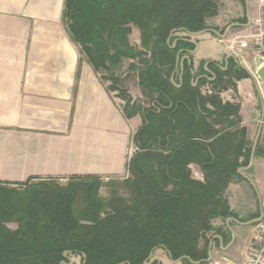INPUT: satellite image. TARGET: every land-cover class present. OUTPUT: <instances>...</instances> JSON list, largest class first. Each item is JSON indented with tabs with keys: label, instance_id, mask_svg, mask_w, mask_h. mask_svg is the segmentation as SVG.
<instances>
[{
	"label": "trees",
	"instance_id": "trees-1",
	"mask_svg": "<svg viewBox=\"0 0 264 264\" xmlns=\"http://www.w3.org/2000/svg\"><path fill=\"white\" fill-rule=\"evenodd\" d=\"M216 8V0H64L69 36L110 81L107 90L118 91L124 116L141 118L129 176L122 180L127 195L115 189L101 197L96 175H72L65 185L29 180L16 183L27 184L18 193L0 183V264H59L67 261L65 251L81 260L84 254V264H145L156 248L173 260L205 261L211 220L234 215L225 191L251 153L239 105L220 96L236 89L224 76L249 74L230 68L229 60L225 69L216 61L205 69L202 61L192 74L186 59L180 74L176 62L178 53L180 59L195 47L188 32L210 28L205 18ZM132 24L139 46L129 40ZM123 59L132 60L128 69L137 72L144 103L119 87L114 72ZM173 72L179 86L171 82ZM205 82L211 93H201ZM190 164L199 167L201 179Z\"/></svg>",
	"mask_w": 264,
	"mask_h": 264
},
{
	"label": "crops",
	"instance_id": "crops-1",
	"mask_svg": "<svg viewBox=\"0 0 264 264\" xmlns=\"http://www.w3.org/2000/svg\"><path fill=\"white\" fill-rule=\"evenodd\" d=\"M63 2L0 0V183L5 185L63 180L72 175L129 176L128 164L136 149L133 136L141 118L124 116L122 103L80 54L62 19ZM259 2L219 0L218 14L211 19L217 29L210 28L218 31L225 26V31L230 24L239 23L227 33L229 37L234 31L232 39L212 32L192 37L198 44L195 60L223 58V69L229 60L249 74L235 80V90L228 89L233 96L223 98L239 105L240 126L245 127L249 140L264 115V93L250 75L258 67L253 52L251 56L248 49L236 44L249 31L248 23ZM210 39L218 47L208 53ZM227 55L238 63L234 58L226 60ZM194 59L191 56L193 72ZM256 99L260 102L257 117ZM260 134L253 164L241 170L255 186L239 172L241 177L228 185L225 197L234 215L211 220L213 228L206 233L211 255L197 263L173 262L164 249L156 248L152 257H158L160 264H244L264 200V124ZM197 170L195 178L201 179L198 166ZM70 258L71 264H82L79 255Z\"/></svg>",
	"mask_w": 264,
	"mask_h": 264
},
{
	"label": "rangeland",
	"instance_id": "rangeland-1",
	"mask_svg": "<svg viewBox=\"0 0 264 264\" xmlns=\"http://www.w3.org/2000/svg\"><path fill=\"white\" fill-rule=\"evenodd\" d=\"M216 5H217L216 13L214 15H212V16H208V17L205 18V23L209 27H213V24L211 23V19L218 14L219 0H216ZM63 21H64V23L67 24L68 20L64 17ZM131 28H132V31H131V33L129 35L130 43L132 45L139 46V29L134 24L131 25ZM213 28H216V26L213 27ZM224 29H225V26L222 27L221 30L218 29V31L220 33H223ZM176 33H178V35H186L185 32H182V31H179V32H176ZM233 33H234V31L232 33H229V37H228V34H227V36H224L223 39H229V40L232 39V37H233L232 34ZM206 35H208V34H206ZM233 45H235V44H233ZM236 45H238L241 48H244V47L240 46V44H236ZM77 47L79 49L78 45H77ZM216 47H218V44L215 41H213L211 39L207 41V52L208 53L213 51ZM246 49H248V53H250V55L252 56V51H251L250 47H247ZM79 52H80V50H79ZM80 54L83 56L84 59H86L85 55L83 53L80 52ZM184 54H187V53L185 52ZM190 56H192L193 59L195 58V54H192V55L190 54ZM222 60H223V58L221 60H219V61H216V62H218L222 66ZM202 61H206V60H199L198 61V60L194 59V66H196V69H195L196 72H198L199 67H200V62L202 63ZM131 62H132V60H130V59H123L121 66L118 69H116L114 73L116 75H118V77L120 79L119 87H121L123 90L127 91L132 96V98L134 100H137L139 102L144 103L146 100H145V98L143 97V95L141 94V91H140V86L138 84V78H137V72L128 69V66H129V64ZM228 66L230 68H232V69H235L237 67V66H234V64H230V63H229ZM106 75H107V73L104 72L103 73V77H106ZM224 80H225V83L227 85L231 86L232 82L235 83L236 79L232 76V73H230L229 75L224 76ZM103 81L105 82L106 87H109L110 81H108V80H103ZM196 82H197V80L193 81V85H196ZM176 86H179V85L176 84ZM258 87L260 89L259 91H261L260 93L263 94L264 93V86L260 85ZM228 89H231V88H228ZM228 89H226L225 91L220 92V96H221L222 99L223 98L224 99L229 98L228 95L233 96V92L230 91V90L228 91ZM200 90H201V93L205 94V93H211L213 89H212L210 83H206L205 82L204 84H202L200 86ZM109 92H111L115 97H117L119 99V102L122 103L121 104V108H122L125 102L122 99V97L119 96L118 91L117 90H111ZM225 101H228V100H225ZM254 103H255V108H256L255 115L257 117L260 114V102H259L258 99H256V100H254ZM256 128L257 127H256V124H255V126H254V128L252 130V135L250 136V140H249L250 144H252V141L254 139ZM189 167H190V170L192 168L193 176L197 177V172H198L197 166L190 164ZM123 179H124L123 177H102L101 178L102 185L98 189L99 195L101 197H103V198H107L112 190L117 189V192L120 195L126 196L127 192H126V190L124 189V187L122 185V180ZM52 181L54 183H59L61 185H65L67 183L68 179H63V180L55 179V180H52ZM30 183H34V182L31 181ZM26 186H27V184H26ZM26 186L24 184H19V185L16 184V185H6V186H3V187H5L7 189H14L15 193H18V192H23L24 190H26ZM0 194H1V192H0ZM221 218H223V217H221ZM7 225L10 228H15L17 226V224L15 222H8ZM72 255H74V254H70V256H72Z\"/></svg>",
	"mask_w": 264,
	"mask_h": 264
},
{
	"label": "built area",
	"instance_id": "built-area-1",
	"mask_svg": "<svg viewBox=\"0 0 264 264\" xmlns=\"http://www.w3.org/2000/svg\"><path fill=\"white\" fill-rule=\"evenodd\" d=\"M259 8L255 15L250 18L249 31L242 34L237 42L240 46L250 47L257 65L264 64V0H260ZM254 74L255 83L262 85V81ZM259 88V87H258ZM264 124V120H263ZM261 216L256 224V232L249 248L244 264H264V200L261 203ZM215 264H238L233 261H224Z\"/></svg>",
	"mask_w": 264,
	"mask_h": 264
},
{
	"label": "water",
	"instance_id": "water-1",
	"mask_svg": "<svg viewBox=\"0 0 264 264\" xmlns=\"http://www.w3.org/2000/svg\"><path fill=\"white\" fill-rule=\"evenodd\" d=\"M239 23H232V24H230L228 27H227V29L224 31V33H220L219 31H217V30H215V29H213V28H206V29H203V30H200V31H197V32H188V36L190 37L189 38V41L191 42V43H193L194 45H195V47H194V49H192V50H188V51H186V53H188L187 55H185V56H183V57H181L180 59H179V53L177 54V56H176V62H177V65H179L180 66V74H182L183 73V60L184 59H186L187 60V62H188V64L190 65L191 64V58H190V54L192 55V54H194L196 51H197V48H198V44H197V41L196 40H194L192 37H197V36H199V35H201V34H203V33H205V32H212V33H215L216 35H218V36H221V37H224V36H226V34L228 33V31H229V29L231 28V27H233L234 25H238ZM250 25V21H249V23H248V26ZM174 44H175V41H173V43H172V46H174ZM228 58H234L232 55H227L226 56V60L228 59ZM235 59V58H234ZM235 61H236V63H238L237 62V60L235 59ZM209 64V62H205L204 63V68L206 69L207 68V65ZM177 68V67H176ZM191 73L193 74V69L191 70ZM174 74H175V72H173L172 73V75H171V82L174 84V85H176V83H175V81H174ZM255 74L259 77V79L262 81V83H263V85H264V64H262V65H259L256 69H255ZM250 75H251V77L254 79V74L253 73H250ZM259 91V90H258ZM263 120H264V115L262 116V118H261V120H260V123H259V126H258V129H257V132H256V134H255V138H254V140H253V143H252V147H251V153H250V160H249V163H248V165L247 166H244V167H240L239 169H238V172L243 176V177H245L248 181H249V183L252 185V186H255L254 185V183H253V181L251 180V178H249L247 175H245L241 170H243V169H247V168H249L252 164H253V159H254V152H255V148H256V143H257V139H258V137H259V135H260V133H261V129H262V126H263ZM261 204V203H260ZM261 205H260V213H259V217H257L256 219H255V221L256 222H258L259 221V219H260V216H261ZM153 251H154V249L150 252V254H149V256H148V258H147V261L145 262V264H150V263H152V262H154V261H156V264H160V260H159V258L158 257H152V253H153ZM70 252H68V251H65L64 253H63V255H64V257H65V259L67 260V261H65V260H62L59 264H71V262H72V260H71V258H70ZM167 254L169 255V257H170V254L167 252ZM207 255H211V242L209 243V245H208V251H207ZM82 256V264H84L85 263V255L84 254H82L81 255ZM184 258H187V256H181V257H179L178 259H176V260H173L172 259V261L173 262H179V261H181V260H183ZM190 261H192V262H199V261H193V260H190Z\"/></svg>",
	"mask_w": 264,
	"mask_h": 264
}]
</instances>
